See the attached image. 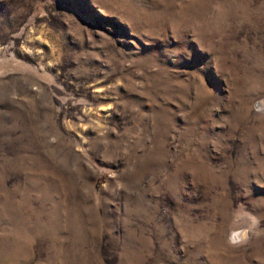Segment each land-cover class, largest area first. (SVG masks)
I'll use <instances>...</instances> for the list:
<instances>
[{
  "label": "rangeland",
  "instance_id": "374dc122",
  "mask_svg": "<svg viewBox=\"0 0 264 264\" xmlns=\"http://www.w3.org/2000/svg\"><path fill=\"white\" fill-rule=\"evenodd\" d=\"M0 264H264V0H0Z\"/></svg>",
  "mask_w": 264,
  "mask_h": 264
},
{
  "label": "bare ground",
  "instance_id": "6f19581e",
  "mask_svg": "<svg viewBox=\"0 0 264 264\" xmlns=\"http://www.w3.org/2000/svg\"><path fill=\"white\" fill-rule=\"evenodd\" d=\"M235 235H236L237 237H241V233H240V234H239V233H236ZM235 235H234V236H235Z\"/></svg>",
  "mask_w": 264,
  "mask_h": 264
}]
</instances>
